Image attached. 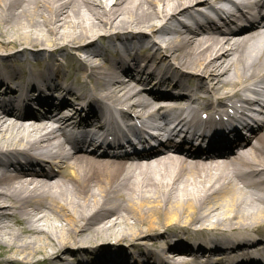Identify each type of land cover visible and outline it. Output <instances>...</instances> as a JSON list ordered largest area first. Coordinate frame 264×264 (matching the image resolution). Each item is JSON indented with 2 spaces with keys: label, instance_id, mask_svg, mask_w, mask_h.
<instances>
[{
  "label": "bare ground",
  "instance_id": "1",
  "mask_svg": "<svg viewBox=\"0 0 264 264\" xmlns=\"http://www.w3.org/2000/svg\"><path fill=\"white\" fill-rule=\"evenodd\" d=\"M262 9L0 0V264H264Z\"/></svg>",
  "mask_w": 264,
  "mask_h": 264
},
{
  "label": "rangeland",
  "instance_id": "2",
  "mask_svg": "<svg viewBox=\"0 0 264 264\" xmlns=\"http://www.w3.org/2000/svg\"><path fill=\"white\" fill-rule=\"evenodd\" d=\"M66 71H67V75L69 74L71 75L69 68H67Z\"/></svg>",
  "mask_w": 264,
  "mask_h": 264
}]
</instances>
